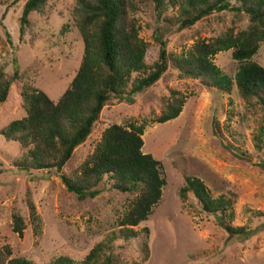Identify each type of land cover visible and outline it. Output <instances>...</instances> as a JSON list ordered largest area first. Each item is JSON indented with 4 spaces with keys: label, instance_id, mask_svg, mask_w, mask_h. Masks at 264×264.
I'll list each match as a JSON object with an SVG mask.
<instances>
[{
    "label": "rangeland",
    "instance_id": "obj_1",
    "mask_svg": "<svg viewBox=\"0 0 264 264\" xmlns=\"http://www.w3.org/2000/svg\"><path fill=\"white\" fill-rule=\"evenodd\" d=\"M23 2L0 0V65L10 76L14 57L18 67V77L0 104V129L24 115L19 95L24 83L57 101L74 77L84 51L72 15L75 0H47L44 11L31 13L29 25L20 32ZM137 16L140 36L149 43L145 62L150 64L157 58L153 33L158 24L149 4L142 5ZM65 24L67 28L61 32ZM247 24L243 14L235 19L228 11L215 13L168 35L167 48L180 52L197 38L207 41L229 27L238 31ZM252 59L264 67V42ZM213 61L231 77L238 67L230 50L218 52ZM171 89L186 96L181 112L170 121L148 124L142 134V151L161 161L166 180L153 213L133 228L139 236L144 234L143 228L148 230V257L141 260L139 240L124 243L117 238L116 251L129 264H264V171L260 167L264 160V114L257 106L247 105L235 86L230 93H220L194 80L179 79L169 70L132 102L114 100L105 105L91 135L74 150L62 170L69 173L75 169L108 126H126L158 116L160 97ZM213 119L222 135L214 129ZM258 133L263 142L259 149L255 140ZM241 150L246 155L239 154ZM22 153L17 143L0 135V244L8 243L13 256L35 264H50L58 256L80 261L96 243L118 230L116 219L131 195L102 181L98 195L79 200L65 189L55 172L15 168L12 162ZM186 176L202 179L215 197L224 194L233 199L232 224L245 227V239L231 237L212 215L202 213L191 194L185 201L179 198ZM28 203L39 217V233L28 221ZM14 212L26 223L22 234L12 231Z\"/></svg>",
    "mask_w": 264,
    "mask_h": 264
},
{
    "label": "trees",
    "instance_id": "obj_2",
    "mask_svg": "<svg viewBox=\"0 0 264 264\" xmlns=\"http://www.w3.org/2000/svg\"><path fill=\"white\" fill-rule=\"evenodd\" d=\"M19 1L13 0V3ZM145 4L151 5L155 24H158L153 33L154 41L158 43L157 58L150 64L145 62L149 43L140 36L141 24L137 16ZM46 5L47 0H24L19 17L20 32L29 25L31 13L43 12ZM224 11L232 13L235 19L245 15L247 26L238 31L229 27L207 41L197 38L180 52L168 50V35ZM72 15L84 48L74 77L57 101L24 83L19 93L24 115L1 128L0 135L23 150L12 162L15 168L26 172H55L65 189L79 200L98 195L102 181L115 191L132 196L127 198L125 208L116 219L117 231H111L96 243L80 261L58 256L50 264H129L116 251L117 238L124 243L139 240L141 260H145L148 257V230L143 228L144 234L139 236L133 228L153 213L166 180L161 161L142 151V134L152 122L164 123L176 118L186 96L179 90H168L160 97L158 116L143 118L140 123L128 122L126 126H108L93 150L75 169L65 173L59 166L65 165L74 150L91 135L105 105L114 100L132 102L169 70L179 79L194 80L201 87L213 88L220 93H230L235 86L247 105L257 106L264 114V67L252 59L264 42V0H75ZM66 28L67 24L61 32ZM228 50L238 63L233 77L213 61L218 52ZM17 77L15 57L12 76L0 65V104L7 99ZM212 123L222 135L218 121L213 119ZM261 133L255 136L257 149L263 143ZM238 153L246 155L243 150ZM260 167L264 171V160ZM184 181L178 191L182 201L191 194L200 211L212 215L231 237L245 239L248 236L244 226L232 224L231 197L213 196L197 176H186ZM229 193L235 196L233 191L229 190ZM28 205V221L34 232L39 233V217L34 206ZM12 218V231L22 234L26 228L24 218L18 212H14ZM0 264L35 263L13 256L12 248L5 243L0 244Z\"/></svg>",
    "mask_w": 264,
    "mask_h": 264
},
{
    "label": "water",
    "instance_id": "obj_3",
    "mask_svg": "<svg viewBox=\"0 0 264 264\" xmlns=\"http://www.w3.org/2000/svg\"><path fill=\"white\" fill-rule=\"evenodd\" d=\"M62 166V164H60L59 168Z\"/></svg>",
    "mask_w": 264,
    "mask_h": 264
}]
</instances>
